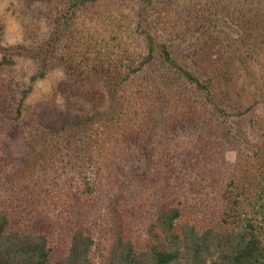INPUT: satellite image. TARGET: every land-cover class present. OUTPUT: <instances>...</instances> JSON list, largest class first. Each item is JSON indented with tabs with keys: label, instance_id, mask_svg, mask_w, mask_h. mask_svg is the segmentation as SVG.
Instances as JSON below:
<instances>
[{
	"label": "trees",
	"instance_id": "obj_1",
	"mask_svg": "<svg viewBox=\"0 0 264 264\" xmlns=\"http://www.w3.org/2000/svg\"><path fill=\"white\" fill-rule=\"evenodd\" d=\"M51 5L22 103L54 57L74 83L107 84L113 104L31 134L21 171L0 159V264H264V83L244 108L213 64L264 43V0ZM124 144L143 155L135 179Z\"/></svg>",
	"mask_w": 264,
	"mask_h": 264
},
{
	"label": "rangeland",
	"instance_id": "obj_2",
	"mask_svg": "<svg viewBox=\"0 0 264 264\" xmlns=\"http://www.w3.org/2000/svg\"><path fill=\"white\" fill-rule=\"evenodd\" d=\"M52 1L0 0V39L5 50L0 53V117L4 120L0 123V159L7 171L25 168L31 157L28 148L31 134L49 133L63 122L105 113L113 104L107 84L90 87L74 83L54 57H49L52 61L47 77L33 86L32 94L22 103L23 92L41 69V63L34 61L38 60V47L54 33ZM222 25L235 39L239 38L238 29L230 21L224 20ZM259 40L255 36L250 47L238 50L221 49L213 59V64L223 72L224 85L235 102L244 108L254 104L252 97L264 83V43ZM4 55L14 64L5 65ZM256 115L258 111L253 110L235 122V127L247 130ZM129 147L124 144L119 152L124 156L123 162L128 161L124 165L126 176L135 179L142 169L143 155L129 152ZM228 157L234 160L233 154Z\"/></svg>",
	"mask_w": 264,
	"mask_h": 264
}]
</instances>
